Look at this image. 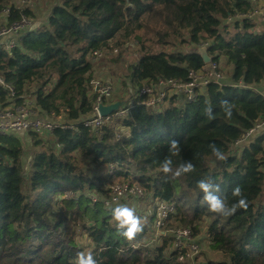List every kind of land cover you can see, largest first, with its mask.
<instances>
[{"label":"trees","instance_id":"trees-1","mask_svg":"<svg viewBox=\"0 0 264 264\" xmlns=\"http://www.w3.org/2000/svg\"><path fill=\"white\" fill-rule=\"evenodd\" d=\"M6 11L0 29L5 22L12 26L34 19L28 9L0 0V16ZM252 14L249 0H61L43 28L25 31L10 54L0 49V75L13 91L0 88V105L35 97L43 119L74 126L56 130L45 142L29 135L37 147L52 146L35 153L30 168L24 165L21 141L0 137V264H78L82 252L68 229L61 232L66 224L82 227L97 264H180L170 239L162 247L136 250L154 230L142 225L129 240L111 225L116 207L106 211L102 202L85 196L89 188L106 199L103 188L114 179L135 180L153 200L172 203L175 212L167 228L189 229L195 240L204 235L210 251L222 256L209 264H264V137L229 157L234 145L264 120L259 96L229 87L264 83V35H255L247 19H237ZM129 46L140 58L129 68L133 96L144 84H189L190 75L205 68L194 56L204 47L215 64L226 60L231 76L224 87L195 91V100L183 107L174 97L160 114L135 108L133 120L125 122L129 138L117 142L113 127L96 136L80 125L94 107L91 57ZM172 140L179 142L178 149L171 148ZM213 146L225 159H217ZM80 159L118 164L120 171L111 180L90 179ZM166 159L172 161L168 174L161 167ZM188 162L193 171L175 175ZM201 180H211L212 194L223 197L229 208L240 198L247 208L226 216L209 211L198 187ZM237 186L241 197L233 195ZM67 192L75 199L61 201L64 213L54 223L51 210Z\"/></svg>","mask_w":264,"mask_h":264},{"label":"built area","instance_id":"built-area-1","mask_svg":"<svg viewBox=\"0 0 264 264\" xmlns=\"http://www.w3.org/2000/svg\"><path fill=\"white\" fill-rule=\"evenodd\" d=\"M253 14L245 17H238V20L247 19L255 26V35H264V0H249ZM27 9V8H26ZM9 11L4 12L1 18H7ZM232 22V20H229ZM263 25H261V23ZM33 27L30 20L24 18L20 22L8 26L5 22L4 26L0 29V49L10 54L19 45V41L25 31H28ZM137 47V43H134ZM126 48H120L114 50L111 54L107 52H97L92 57V63L95 67L102 64L107 57L116 56L118 54L126 53ZM118 55V56H120ZM137 65L140 64V58L136 55ZM190 83L187 85L176 84L172 82H161L157 86H149L147 84L142 85L141 89L136 90V94L130 96V99L119 108V110L113 115L107 118H101L99 114L100 107H109L117 103L123 102L124 97L121 94L120 86L118 84H112L106 82L101 78L92 79L89 85V95L94 98L93 112L90 118L85 119L80 123L87 129L95 131L96 136H101L105 127H113L115 139L117 142L123 140V138H129L131 129L125 126L127 120H133L132 111L138 107H144L149 111L160 112L161 107L170 104V101L174 97H178V100L182 99L185 103H192L195 100V91H201L210 85H216L219 87L225 86V77L221 73L220 64L214 62L205 65L203 71L199 73H193L190 75ZM235 89H242L250 91L259 96L264 101V83L255 87H246L242 83L236 86H229ZM0 88L6 91L13 92L12 89L6 85L4 78L0 75ZM134 94V93H133ZM74 129V126L67 127L66 124L59 120L53 122L43 119L41 117V111L38 109L35 101V97H24L22 103L19 105L14 104L12 101L9 105H0V137H16L15 135L35 136L40 141L45 142L48 136H52L56 130ZM261 139L264 137V120L255 125V127L243 138L234 145L232 155H240L242 149L251 144L255 139ZM126 164H131L128 160ZM125 167V165H123ZM110 172L107 176L109 179L117 171L115 166H110ZM108 179V180H109ZM108 192V197L102 201L109 208H114L118 205L120 199H123L125 195H133L138 201H143L147 198L139 184H129L122 186H115ZM74 196L68 193V199L74 200ZM99 201L94 200L93 203ZM175 212L174 205L164 201L153 200L152 214L154 217V233L149 236V239L144 242H139L134 248L136 250L141 248L152 247L155 245L163 246L165 240L170 239L171 250L177 253L178 263L180 264H196L197 259L201 255L204 242H197L193 239L191 231L189 229L175 228L168 229L169 216ZM128 251H126L127 253Z\"/></svg>","mask_w":264,"mask_h":264},{"label":"rangeland","instance_id":"rangeland-1","mask_svg":"<svg viewBox=\"0 0 264 264\" xmlns=\"http://www.w3.org/2000/svg\"><path fill=\"white\" fill-rule=\"evenodd\" d=\"M10 5L13 7H17V8H27L31 13H33L34 14V19L32 20V24L34 27L33 30H36L37 28L40 29L45 26L49 17L53 14L54 8L61 5V0H54V1H50V0H10ZM0 21L1 23H3V19L1 18V16H0ZM261 25L263 24L261 23ZM126 51L127 52L124 54H121V55L118 54L120 56L116 55L112 59L110 58L107 59L106 60L107 64L105 63L101 65L100 67H98L97 69H95L96 73L94 72V75L92 76V79L100 78L98 76V72L103 71L106 66H109V73H106L108 75L109 81H106V80L105 81L110 82L115 85L118 84L120 86L121 94L124 97V99L122 100L123 102H126L130 99V96L132 95L130 94V90L134 91L133 89H131L129 85L128 76H129V68L133 64L135 65L137 63L135 56L136 55L138 56L137 49L133 47L129 46L128 48H126ZM192 51L193 50L190 48L189 50L185 52L191 53ZM221 62H224V60L221 59ZM231 70L232 69L230 68V66L228 67V65L226 64L223 67H221V73L225 77V81L227 82L230 79ZM180 101L182 103L180 107H183L185 101L182 99H180ZM161 109L162 110L158 112L159 114L163 113L166 110V107L162 106ZM15 136L21 141V145L24 151L23 162H24V165L25 166L28 165L29 168H30V162L32 161L35 153L46 151L45 149H48L49 145L43 144L44 145L43 147H37L36 140H30L27 137H24V135H15ZM257 139L258 137L255 140ZM49 147H52V146H49ZM80 162L84 168V174L88 176L90 179H96V178H105L106 180L109 179V176L107 175L110 172L109 170H110L111 165L107 167L99 166V165L94 164L92 160H81L80 159ZM114 166H115V170L117 169V171L111 176L109 180L113 179L115 175L118 174V172L120 171V169H118L119 168L118 164H115ZM124 168H127V167L125 166ZM157 176H158L157 173L153 174V177L155 178V180L158 179ZM132 183L138 184V182L135 180H130L129 182H127L124 180L114 179L112 182H109L107 186H105L103 189L105 192L109 191L110 193V189L112 187L129 185ZM141 190L145 195H147V198L145 200L138 201L133 195L127 194L125 195V197H123V199L119 200L117 206H127L129 208L134 209L135 214L138 217L142 218V221H141L142 225L152 230L154 229V221H150V220L153 217V214H152L153 198L149 193H146L145 191H143L142 188ZM85 196L90 198L92 202H94V200H97L99 202H102L104 200V198L101 195L97 194L94 191H90L89 188L85 190ZM65 199H68V192L65 193L64 197L60 199V201L57 202L56 205L52 208L51 213H50V220L52 222L58 223L59 221H61L62 214L64 213L63 207L61 205V201H64ZM102 206L106 209V211L109 210V207L106 204H102ZM116 223L117 222L113 220L111 222V225L116 227ZM170 225L168 228H171ZM65 229H68L69 235H72L75 237L76 248L79 250V252H82L85 255V257H87V255L92 252L93 246H92V243L90 242V238L82 231V227L76 226V227L70 228L69 224H66L61 229V232H63ZM206 231L208 232V230H205L204 234L206 233ZM196 241L197 242L204 241L205 243V247L203 248L199 258L197 259L196 264L218 263L221 261L222 259L221 255L210 251L208 247V243L206 242L204 235H202L201 238Z\"/></svg>","mask_w":264,"mask_h":264},{"label":"clouds","instance_id":"clouds-1","mask_svg":"<svg viewBox=\"0 0 264 264\" xmlns=\"http://www.w3.org/2000/svg\"><path fill=\"white\" fill-rule=\"evenodd\" d=\"M172 149H178L179 142L172 140ZM213 154L217 159L223 160L225 157L223 154L213 146ZM172 161L166 159L161 167L164 173L168 174L172 172ZM193 171V166L190 162L181 166V168L175 173L180 175L181 172L187 173ZM200 190L204 193V200L208 205L209 211L218 215H230L235 212L237 208H247V201L245 198H240L237 203L233 204L231 208L225 202V199L219 195H213L211 191V180H201L198 184ZM216 191L219 192V186L217 185ZM233 195L241 197V189L239 186L233 189ZM113 218L117 222L116 227L123 236L132 240L136 235L142 231L141 219L135 214V210L127 206H117L113 211ZM126 229V230H125ZM78 264H97L96 260L89 253L87 257L83 253H78Z\"/></svg>","mask_w":264,"mask_h":264},{"label":"water","instance_id":"water-1","mask_svg":"<svg viewBox=\"0 0 264 264\" xmlns=\"http://www.w3.org/2000/svg\"><path fill=\"white\" fill-rule=\"evenodd\" d=\"M194 56L201 59L202 62L204 63V65H209V64L214 62V59L209 56L208 49L205 47L197 50L194 53ZM124 104H125L124 102H120V103H117V104L109 106V107L102 106L99 109V114H100L101 118H107V117L113 115L114 113H116L119 110V108L122 107Z\"/></svg>","mask_w":264,"mask_h":264},{"label":"crops","instance_id":"crops-1","mask_svg":"<svg viewBox=\"0 0 264 264\" xmlns=\"http://www.w3.org/2000/svg\"><path fill=\"white\" fill-rule=\"evenodd\" d=\"M106 60H107V58H106ZM106 60H105L102 64L97 65L95 68L97 69V68L100 67L101 65L105 64V63L107 62ZM106 64H107V63H106ZM225 64L227 65L226 60H224V62H221V63H220V67H223ZM95 73H96V70H95ZM106 73H109V66H106L105 69H104L103 71L98 72V76H99L100 78L106 80V81H109V80H108V75H107ZM46 120H47V119H46ZM24 137H28V136H24Z\"/></svg>","mask_w":264,"mask_h":264}]
</instances>
